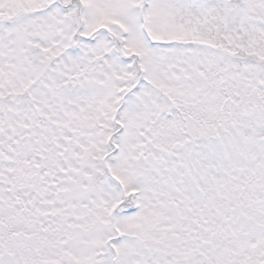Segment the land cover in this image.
Returning <instances> with one entry per match:
<instances>
[{
  "label": "snow or ice",
  "instance_id": "obj_1",
  "mask_svg": "<svg viewBox=\"0 0 264 264\" xmlns=\"http://www.w3.org/2000/svg\"><path fill=\"white\" fill-rule=\"evenodd\" d=\"M0 264H264V0H0Z\"/></svg>",
  "mask_w": 264,
  "mask_h": 264
}]
</instances>
